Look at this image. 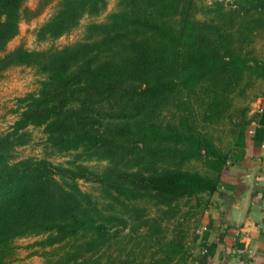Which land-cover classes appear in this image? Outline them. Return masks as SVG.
I'll return each mask as SVG.
<instances>
[{"label": "trees", "instance_id": "16d2710c", "mask_svg": "<svg viewBox=\"0 0 264 264\" xmlns=\"http://www.w3.org/2000/svg\"><path fill=\"white\" fill-rule=\"evenodd\" d=\"M26 1L0 0V77L11 67L42 76L0 134V264L14 240L30 237L40 238L30 248L52 250L50 264H185L184 238L167 236L164 219L180 200L197 207L216 191L227 155L197 127L191 101L205 95L202 121L212 124L237 88L243 97L264 84V56L252 48L264 0L213 1L207 12L219 21L209 23L192 17L195 0H119L104 23L86 25L82 42L5 52L20 21L46 4L29 9ZM104 3L58 0L37 39L66 34ZM160 112L170 120L158 122ZM247 112L240 109L236 135ZM29 127L41 128L44 157L12 161L14 148L30 142ZM63 155L64 164L46 159ZM90 162L106 167L93 175ZM197 162L209 171L188 168ZM90 178L103 204L78 187Z\"/></svg>", "mask_w": 264, "mask_h": 264}, {"label": "rangeland", "instance_id": "374dc122", "mask_svg": "<svg viewBox=\"0 0 264 264\" xmlns=\"http://www.w3.org/2000/svg\"><path fill=\"white\" fill-rule=\"evenodd\" d=\"M58 0H27L24 7L34 9L38 3L46 4L42 7L40 13L29 20L22 19L18 25V34L7 43L5 52L22 46L28 51H45L49 49H58L77 42H82L85 36V27L90 23H104L108 16L119 9V0H105L104 7L96 15L83 16L77 22L75 27L55 39L38 40L36 30L45 23L55 12ZM213 1L220 0H195L191 10L192 17L200 22H218L217 15L207 12V8ZM226 3V2H225ZM176 21V19H174ZM222 23V22H221ZM237 44L240 45V36L236 37ZM255 55L264 56V29L256 34L252 44ZM42 76L36 73L34 69L25 67H11L4 71L0 77V134L5 133L11 124L16 120L18 112H14L16 108V100L28 93H34L38 89V82ZM240 87V86H239ZM239 88L232 93L221 109L218 120L212 124H206L202 121V110L200 99H204L205 95H199L195 100L191 101V107L194 116L197 119V127L207 134L222 151L227 150L230 142L235 138L238 131V122H240V109L246 107L248 110L250 104L256 99L262 97L264 84L257 82L250 89L245 91V95L240 97ZM158 122H167L169 116L161 113L155 118ZM27 131L30 134V142L24 146L16 147L11 152V160L17 161L24 158L40 159L44 157L42 151L43 134L41 128L29 127ZM53 165L64 164L70 160L68 155L50 156L46 158ZM88 171L93 175L100 174L106 167L105 162H90L84 164ZM188 168L195 169L200 172H208V168L202 162L191 163ZM95 177V176H94ZM77 185L82 192L91 194L93 199L99 204H103L105 194L100 184L93 178L88 180L79 179ZM205 197L199 198L201 204L194 207L193 200H180L173 207V215L167 214L164 218V225L167 229V236H182L184 239L187 254L184 257L185 264H188L191 249H194V238L197 235L198 225L203 213V205ZM171 213V212H169ZM149 214H154L153 210H149ZM40 238H21L16 239L12 243V255L8 259V264H50L51 249L45 248L40 250L37 247L29 246ZM118 249V247H116ZM50 255V256H49ZM148 258V254L145 256ZM174 264H184L176 262Z\"/></svg>", "mask_w": 264, "mask_h": 264}, {"label": "crops", "instance_id": "0c3cea01", "mask_svg": "<svg viewBox=\"0 0 264 264\" xmlns=\"http://www.w3.org/2000/svg\"><path fill=\"white\" fill-rule=\"evenodd\" d=\"M246 116L216 191L205 197L188 264H264V95Z\"/></svg>", "mask_w": 264, "mask_h": 264}]
</instances>
